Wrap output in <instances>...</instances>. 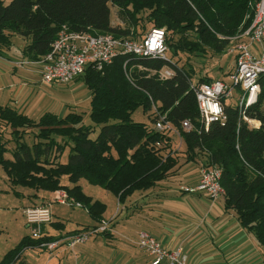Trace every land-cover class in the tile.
Segmentation results:
<instances>
[{
    "label": "trees",
    "instance_id": "1",
    "mask_svg": "<svg viewBox=\"0 0 264 264\" xmlns=\"http://www.w3.org/2000/svg\"><path fill=\"white\" fill-rule=\"evenodd\" d=\"M259 1L0 0V49H10L12 37L19 35L29 40L23 54L32 61L50 50L64 25L81 32L138 38L145 12L154 27L166 29L172 51L171 59L118 56L101 70L86 68L80 77L91 90V117L100 126L96 138L91 137L95 128L84 124L78 112L65 117L46 112L35 119L10 105H0V123L18 136L12 158L0 145V169L13 186L66 190L99 223L92 226L97 227L103 222L106 204L86 194L81 179L125 202L134 192L149 190L170 175L178 163V136L189 159L200 157L204 165L222 169L226 208L235 210L240 223L255 235L264 259V74L253 104L240 108L236 100H229L224 124L215 122L206 131L192 86L195 68L188 65L190 55L228 53L232 39L251 26ZM113 7L127 26L113 25ZM164 69L173 70V75L161 78ZM213 79L217 78L203 75L198 82ZM139 108L148 114L149 123L133 119ZM160 115L166 116L172 129L156 128ZM247 119L258 120L260 127H252ZM184 120H190L193 129L185 131ZM32 129L38 133L30 146L23 138ZM67 146L68 160L62 162ZM63 176H68L69 185L62 183ZM49 239L24 236L0 264H15L22 251Z\"/></svg>",
    "mask_w": 264,
    "mask_h": 264
},
{
    "label": "crops",
    "instance_id": "2",
    "mask_svg": "<svg viewBox=\"0 0 264 264\" xmlns=\"http://www.w3.org/2000/svg\"><path fill=\"white\" fill-rule=\"evenodd\" d=\"M260 47L254 45V51ZM20 57L18 61L28 62L19 66L16 61V70L17 66L32 65L25 71L41 74L43 64L39 60H29L23 50ZM23 90L20 86L12 96L1 94L0 105L12 106L8 101L15 97L19 101L12 107L31 117L36 111L41 114L39 118L49 112L43 111L41 103L32 104L29 98L22 97ZM180 145L177 166L166 179L149 190L134 192L125 202H119L115 195L120 209L118 206L110 215L106 213V205L103 220L110 222L108 232L93 235L71 248L64 238L99 223L85 208L88 218L72 226L53 216L43 236L50 238L47 241L60 240L57 246L26 249L15 264H151L150 256L138 245L142 231L150 232L168 248L181 246L188 258L186 264H264L263 250L255 235L240 223L235 210L226 208L224 198L212 200L206 193L184 190L199 184L203 162L200 157L189 159L185 147ZM30 201L29 206L50 203L38 194L31 195ZM26 207L22 208L23 214ZM18 243L6 244L0 251V260ZM98 247L102 252L101 260L96 251Z\"/></svg>",
    "mask_w": 264,
    "mask_h": 264
},
{
    "label": "built area",
    "instance_id": "3",
    "mask_svg": "<svg viewBox=\"0 0 264 264\" xmlns=\"http://www.w3.org/2000/svg\"><path fill=\"white\" fill-rule=\"evenodd\" d=\"M167 31L164 27H153L143 36L116 37L111 33L93 34L81 32L64 25L51 44L50 50L39 60L43 64L42 78L46 83L66 84L80 77L88 66L99 70L112 63L118 56H135L138 58H167L169 46ZM254 45L261 46L254 51ZM228 53L235 54L233 69L225 78L211 81H193L200 111V121L205 130L211 124L226 121L225 103L236 94V104L240 108L253 104L261 91L260 78L264 74V0L257 4L251 26L232 39ZM27 60H20L22 66ZM128 60L124 64L127 70ZM161 78H169L173 70L164 69L159 73ZM252 127L259 128L261 123L255 119H247ZM172 124L166 116L160 115L156 128L160 131L172 129ZM182 128L185 131L193 129L190 120H184ZM182 141V140H181ZM158 145H162L160 142ZM200 182L195 187H185L187 192L206 193L212 200L224 198L226 191L221 183L222 169L218 166L201 165ZM53 201L69 203L82 207L66 190L54 192ZM50 204V203H49ZM47 205H31L24 209L27 227L31 236L41 238L44 228L53 220V214ZM110 222L103 220L97 227L78 230L64 238L69 247L86 242L93 235L109 230ZM60 240L44 241L41 246L54 249ZM138 245L151 258V264H186L187 255L181 246L168 248L148 231L139 234Z\"/></svg>",
    "mask_w": 264,
    "mask_h": 264
},
{
    "label": "rangeland",
    "instance_id": "4",
    "mask_svg": "<svg viewBox=\"0 0 264 264\" xmlns=\"http://www.w3.org/2000/svg\"><path fill=\"white\" fill-rule=\"evenodd\" d=\"M6 1L9 2L11 0ZM147 13L148 12L143 13L144 20H142L139 25V29L141 30L140 33L135 34L142 36L155 26L154 23L148 19ZM112 22L113 25L121 24V26H127V24L119 18L118 8L116 7L112 8ZM27 43H29V40L19 35H14L12 37L10 49H0V95L12 96L13 92L21 86L24 89L22 91V97L29 98L32 104L36 102L41 103L44 107V112L49 111L60 117H65L70 112L82 114L84 124L92 125L95 128V132L91 134V137L96 138L100 131V126L96 125L91 117V90L84 79L78 77L66 84L46 83L42 78V74L25 71V68H30L32 65H26L21 68H19V65L16 70L14 64L16 61L19 62L17 59L22 58L20 54ZM167 56L171 59L172 51L170 49L167 51ZM183 58L182 62H184L187 57L184 56ZM234 59V54L225 52L221 55H217L209 51L205 57L190 55L188 65L191 64V66L195 68L193 71L196 81L203 75L213 78H222L228 76L230 68L233 67ZM230 100H236V94L234 97L230 98ZM15 101L19 100L13 97L8 103L11 102V105L15 107ZM40 115V112L36 111L33 117L39 119ZM132 117L135 121L149 123L148 114L145 113L142 108L136 110ZM37 133V129L25 131L23 141L33 146L37 140ZM16 138H18V136L13 134L11 128L0 123V145H4L6 150L8 149V152L5 154L7 157L12 158V153L16 148ZM175 139L178 144L182 143L178 139V136H176ZM180 148L181 145L179 146V149ZM69 152L70 147L67 146L61 156L62 162L68 160ZM61 181L64 185L70 184L68 176H63ZM80 184L86 194L107 205V215H110L118 206L120 209L116 196L106 191L103 187L91 184L84 178L81 179ZM54 192L37 191L33 188L21 185L13 186L4 171L0 169V251L6 244L18 243L24 235L31 233V229L27 227L26 216L22 211L23 207L31 204V195L38 194L47 202H50L49 208L54 218L62 220L70 226L79 220L84 221L88 218L87 216H89V214L84 208L81 209L69 203L53 201L55 196ZM35 205L47 204L42 203ZM96 251L99 253L101 260V249L98 247Z\"/></svg>",
    "mask_w": 264,
    "mask_h": 264
}]
</instances>
